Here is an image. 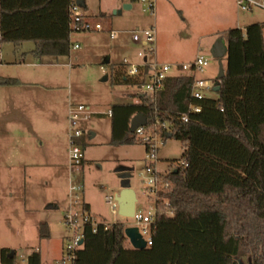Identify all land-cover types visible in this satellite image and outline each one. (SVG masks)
I'll return each instance as SVG.
<instances>
[{
  "label": "trees",
  "instance_id": "trees-1",
  "mask_svg": "<svg viewBox=\"0 0 264 264\" xmlns=\"http://www.w3.org/2000/svg\"><path fill=\"white\" fill-rule=\"evenodd\" d=\"M73 3L0 0V45L32 43L36 58L69 56ZM226 44L225 77L215 80L220 88L216 100L194 99L196 76L189 74L167 79L154 101L138 95V103L112 107L111 145L142 144L152 153L155 142L130 130L132 119L142 115L147 134L163 144L181 142L183 154L172 161L174 171L160 175L152 246L132 248L121 223L100 226L97 232L86 225L72 264H241V257L264 264V23L245 31L230 29ZM147 73L144 68L133 80L123 71L120 82L143 86ZM0 84L20 83L0 79ZM193 106L201 112L193 113ZM82 209L90 214L87 205ZM169 212L172 217L163 215ZM10 253L2 252L3 264H14ZM28 264H42L40 249L31 253Z\"/></svg>",
  "mask_w": 264,
  "mask_h": 264
},
{
  "label": "rangeland",
  "instance_id": "rangeland-1",
  "mask_svg": "<svg viewBox=\"0 0 264 264\" xmlns=\"http://www.w3.org/2000/svg\"><path fill=\"white\" fill-rule=\"evenodd\" d=\"M84 1L86 8L79 7V13L92 22L101 23L104 30L72 33L69 56L43 58L47 65L60 66L56 93L60 100L67 102V112L60 124L59 135L66 137L67 157L70 143L69 105L85 106L93 114L88 121L81 123L85 133L82 145L84 162L72 169L68 160L71 174L66 176L65 181L54 183L55 188L51 192L55 191L54 195H57L59 210L51 212L53 218L49 220V227L38 223L39 214L25 209L28 200L34 209L44 204L45 195L49 192L48 185L36 186L30 182L25 185L23 182L21 190L14 184L0 187V264H3V251L14 254V264H28V257L36 249L42 253L43 264H72L68 259L71 233L64 227V219L71 210L81 215L83 202L91 206L92 217L103 218L108 225L121 223L126 229L135 227V220L123 218L118 213L114 215L105 202L107 196H115L127 187L136 193L137 212L147 214L152 205L144 187L149 179L145 171L149 163L145 146L111 145L112 123L106 115L116 104L135 103L139 100L137 94L141 92L138 86L121 83L119 74L123 71L128 73L131 66L142 65L144 59L139 57L140 54L147 57L149 62L154 61L156 56L160 63L176 64V59L190 62L200 53L209 60L210 65L204 74H197L196 79L215 83L220 74V65L211 55L214 44L220 39L226 41V32L230 29L245 31L249 25L264 23L263 10L257 9L252 13L230 10L228 17H225L211 4L203 11H195L196 7L193 6L189 11L187 7L183 8L185 15L169 4L165 19H157L155 24L156 55H145L148 48L143 43L134 42L133 38L136 34L142 38L141 33L154 25L155 17L145 13L139 1ZM126 5H130L131 9L126 10ZM101 16H105V21L100 20ZM110 31L117 33L115 39H111ZM25 45L33 46L32 43ZM75 45H79V49H74ZM7 46L12 47L0 46V50ZM223 68L225 70L226 61H223ZM9 74H14L13 69L6 67L0 57V76ZM106 77L108 80L104 81ZM204 95L207 99H217L214 91H206ZM92 134H95L93 139ZM157 149L155 170L157 174L165 176L175 170L176 165L172 161L181 159L183 145L175 139H168L165 144L158 142ZM71 187L82 189L81 203L73 208ZM26 189L28 194L32 190L35 194L25 196ZM239 261L241 264H251L249 257H241Z\"/></svg>",
  "mask_w": 264,
  "mask_h": 264
},
{
  "label": "crops",
  "instance_id": "crops-1",
  "mask_svg": "<svg viewBox=\"0 0 264 264\" xmlns=\"http://www.w3.org/2000/svg\"><path fill=\"white\" fill-rule=\"evenodd\" d=\"M169 4L178 8L183 14H185L183 8L187 7L189 11L190 6H193L196 7L195 11H203L211 4H214L225 17H228L230 10L234 12L237 9L235 0H156L155 22L151 28H155L157 19L160 21L165 19ZM100 20L105 21V16H101ZM111 33L112 31L110 37ZM25 44H7L12 47L7 46L0 50L1 61L14 72L9 76H0V79H13L20 83L17 86L0 84V187L14 184L18 190H21L23 182L25 185L29 184L28 182L36 186L48 185L49 192L45 195L44 204L34 209L29 205L28 200L29 206L26 204L25 209L32 214H39L38 223L49 227V220L53 218L51 212L59 210L57 195L51 190L55 188L54 183L65 181L66 176L71 174L69 153L67 157L66 149L67 140L65 135L63 137L59 135L60 124L66 117L67 102L60 100L56 93L59 89L56 83L59 80L60 66L47 65L44 57H34L32 55L34 45L25 47L28 46ZM197 55L190 62L176 59V64H163L180 67L192 63ZM181 75L187 74L182 73L179 68L173 70L171 77ZM127 76L130 79L135 78ZM138 87L141 91L142 86ZM138 95H141V92ZM71 106L74 105L70 104L69 109ZM109 112L106 116L111 119L112 115ZM94 137L95 134H92L91 138ZM33 192L32 190L28 194L26 189L25 196L35 194ZM83 205L88 206L91 215V206L83 202L81 208ZM100 220L106 222L103 218Z\"/></svg>",
  "mask_w": 264,
  "mask_h": 264
},
{
  "label": "built area",
  "instance_id": "built-area-1",
  "mask_svg": "<svg viewBox=\"0 0 264 264\" xmlns=\"http://www.w3.org/2000/svg\"><path fill=\"white\" fill-rule=\"evenodd\" d=\"M139 2L144 7V12L149 13L152 16L156 15V0H139ZM236 6L239 12L242 13H252L254 10H263L264 11V0H235ZM79 5L74 0V3L69 7V19H70V28L72 33H81V32H101L104 30L101 23L92 22L88 18L84 17L81 13H79ZM142 38L140 35L136 34L134 36V42L143 43L145 47L148 48V51L145 55L152 54L156 55L155 45L157 40V32L155 28H150L146 31H143ZM112 39H115L116 33H111ZM78 49V46H75ZM140 58L145 59V62L140 66H131L128 70V75L130 77H137L141 74L142 69L148 68V73L146 75L145 83L141 87V95L145 96L150 100H155L157 95L164 89V85L172 76L174 69L181 70L182 73H186L187 75L204 74L209 67V60L202 54H198L195 60L190 64H185L180 67L172 66L169 64L160 63L156 60V56H154V61L149 62L147 57H144L142 54L139 55ZM215 83H212L209 80H197L195 84L194 91V99L203 100L205 99L204 93L207 91H214ZM191 111L193 113H200L201 108L198 106H193ZM112 115V112H109ZM92 117V113L89 108L85 106H71L69 109V128H70V143H69V160L71 168L79 167L84 162V151L83 147L80 144V140L84 138L85 133L81 129V123L88 121ZM183 120L187 122V118L184 117ZM160 125L158 122L154 126L155 128ZM148 126V125H147ZM146 127L139 128L135 134L138 138H143L146 142H155L153 145V152L148 154L149 163L145 168L147 174H149L148 182L144 185L147 190V195L152 202V205L149 207L147 214L142 212L135 211V215L132 218L135 220V227L138 228L139 233L146 243V247H150L153 244L152 240V225L155 222V217L158 213L157 203L160 190L163 188L162 186V178L159 174H157L155 170L156 164V150L158 142L163 141L155 137L153 138L150 134H147ZM162 129L166 130L168 127L166 124L161 125ZM168 186L165 185L164 188ZM71 207L73 208L75 205H79L82 200V189L79 187H71ZM106 204L110 207L112 213L116 215L119 211L118 202L115 196H107L105 198ZM169 217H172L173 214L171 212L163 214ZM86 225H91L93 227L94 232H97V229L100 226L105 227L107 229L109 225L100 220L92 217L88 213L82 212L81 215L74 214L72 210L66 215L64 219V227L71 233V237L69 238V257L68 259L73 262L75 258V254L82 246L80 245L83 241V232L84 227ZM128 242L132 247L129 239ZM133 248V247H132Z\"/></svg>",
  "mask_w": 264,
  "mask_h": 264
},
{
  "label": "water",
  "instance_id": "water-1",
  "mask_svg": "<svg viewBox=\"0 0 264 264\" xmlns=\"http://www.w3.org/2000/svg\"><path fill=\"white\" fill-rule=\"evenodd\" d=\"M76 3L80 7H84L85 3L84 0H76ZM126 10H130L131 6L126 5L124 7ZM228 54V47L226 42L223 39L218 40L212 50L211 55L212 57L219 62L220 65V74L218 76L219 80H222L225 77V70L223 68V59ZM108 77L104 79V81H107ZM220 90L219 87H215L214 91L218 93ZM148 125L147 119L142 115L135 116L131 121L130 130L131 133L134 134L139 128L146 127ZM172 136L169 135V138ZM116 200L118 202V214L123 218H133L136 211V204H137V197L136 193L130 189V188H123V190L116 195ZM125 236L127 239H129L132 247L136 250H142L146 248V243L142 239L138 228H127L125 229ZM83 245V241L80 244ZM9 259H12L14 257L13 253L9 254Z\"/></svg>",
  "mask_w": 264,
  "mask_h": 264
}]
</instances>
